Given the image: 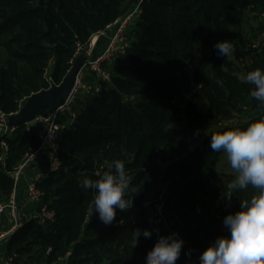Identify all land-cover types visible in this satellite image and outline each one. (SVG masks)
<instances>
[{"label": "trees", "instance_id": "1", "mask_svg": "<svg viewBox=\"0 0 264 264\" xmlns=\"http://www.w3.org/2000/svg\"><path fill=\"white\" fill-rule=\"evenodd\" d=\"M139 1L0 0V112L16 114L31 95L51 82L60 85L75 60V43L88 45ZM141 6L130 48L108 67L111 82L96 79L98 90L81 93L71 111L58 115L59 123L67 117L56 141L61 166L38 184L55 218L24 221L7 239L3 250L15 255L14 264H55L66 256L63 264H145L157 234L173 232L192 261L222 236L214 219L223 205L234 202L238 210L239 201L253 195L249 187L226 197L235 174L219 172L225 154L209 144L214 132L264 115L249 95L252 85L241 79L264 69V41L253 48L264 28L252 22L253 12L264 15V0H143ZM222 40L233 45L227 57L213 48ZM242 115L247 121L238 119ZM212 123L219 125L210 130ZM28 126L0 135L4 202L13 193L19 199L16 171L40 145L39 127ZM116 159L124 162L133 206L117 209L105 225L89 212L92 191L78 181L97 179ZM137 228L152 236L139 237L132 248Z\"/></svg>", "mask_w": 264, "mask_h": 264}, {"label": "clouds", "instance_id": "2", "mask_svg": "<svg viewBox=\"0 0 264 264\" xmlns=\"http://www.w3.org/2000/svg\"><path fill=\"white\" fill-rule=\"evenodd\" d=\"M213 48L218 56L227 57L233 45L229 40H222ZM241 79L252 85L250 97L258 102V107L264 108V69L249 71ZM209 147L213 152L222 151L235 172V177L226 185L227 198L237 190L251 187L254 191L249 198L239 201L238 210L224 216L223 225L228 234L217 236L200 253L198 264H264V115L245 127L214 132ZM78 185L92 191L89 212L98 214L105 225L113 222L117 209L125 211L133 206V199L127 198L129 184L122 160H113L97 179L84 177ZM141 236L151 238L152 231L133 230L132 248ZM183 245L184 240L178 233H158L153 247L146 253L145 264H176ZM185 255L190 253L185 252Z\"/></svg>", "mask_w": 264, "mask_h": 264}, {"label": "built area", "instance_id": "3", "mask_svg": "<svg viewBox=\"0 0 264 264\" xmlns=\"http://www.w3.org/2000/svg\"><path fill=\"white\" fill-rule=\"evenodd\" d=\"M143 0H140L136 3L130 11H128L124 16L117 19L112 25L108 26L107 29L103 32L95 34L89 41V45L96 42L100 37L106 38V46L103 52L97 57L91 58L89 57L85 64L81 67L76 76L75 85L71 91L70 96L64 105L58 108V110L51 112L50 115H39L35 122L37 123L40 129V145L39 147L28 154L25 158L23 165H21L16 171L15 178L16 180L21 179L22 172L25 167L34 164L37 162L43 155L49 156V166L43 175H40L36 178V180L30 182L27 185L26 189V203L28 213L31 215L27 217L26 220L23 219L22 206L20 207L18 200L16 199V193H13L10 199L7 202L0 200V245L5 244L7 239L19 230L24 221L36 219L40 223L51 222L55 218L54 211L50 210L47 205L42 204V199L44 196V192L39 188L38 184L43 180L44 177L49 175L50 173L57 172L60 169L61 163L59 161L58 151L56 141L61 131V124L58 122V115L64 114L66 112L71 111L72 106L75 103L76 98L81 93L90 94L93 90H98V88H94L85 82V78L88 74H93L105 82H111L112 75L108 70V67L111 66L118 58L125 55L131 45V38L129 36L128 30L131 26L135 24L137 20L141 18L142 15V3ZM264 41V33L259 41L254 45L253 48H256ZM76 53L74 59L76 60L78 57L88 52L87 45L84 46L80 42L75 43ZM72 61V66L75 62ZM15 114H6L0 112V135L1 136H10L14 133V129L9 126V121L12 116ZM30 125V124H28ZM199 135H195L198 137ZM2 147L4 153L7 154L9 150L8 145L3 142ZM4 154V156H5ZM4 157L0 158V162H2ZM39 207L37 212H31L32 208ZM235 203L229 202L223 205L221 211L215 216L216 225L222 229L223 234L227 235V231L223 225V218L229 212H234ZM22 215V216H21ZM21 216V217H20ZM170 233H167L168 235ZM210 241L205 249L213 242ZM204 249V250H205ZM51 250L47 251V254ZM201 251H196V256L192 261H188L182 254L180 258L177 260L176 264H198V257ZM67 257V256H66ZM66 257H62L58 262H65ZM15 263V255H9L6 250L1 252L0 254V264H14Z\"/></svg>", "mask_w": 264, "mask_h": 264}, {"label": "water", "instance_id": "4", "mask_svg": "<svg viewBox=\"0 0 264 264\" xmlns=\"http://www.w3.org/2000/svg\"><path fill=\"white\" fill-rule=\"evenodd\" d=\"M89 57V52L78 57L60 85L31 95L20 111L10 118L9 126L16 130L20 126L32 124L43 109L51 108L56 111L64 105L75 85L77 73ZM148 200L146 199L147 203Z\"/></svg>", "mask_w": 264, "mask_h": 264}, {"label": "rangeland", "instance_id": "5", "mask_svg": "<svg viewBox=\"0 0 264 264\" xmlns=\"http://www.w3.org/2000/svg\"><path fill=\"white\" fill-rule=\"evenodd\" d=\"M130 10V9H129ZM252 22L254 23V25H255V27L257 28L258 26H261L262 28H264V15L262 14V13H259V12H253L252 13ZM135 30V28H130L129 29V34L131 35L132 34V36H133V31ZM129 35V36H130ZM260 38H261V36H259ZM260 38H258V41H259V39ZM90 47V45H89V43H88V45H87V50H88V48ZM121 63H122V61H117L115 64H114V66L112 67V68H114V67H116V66H120L121 65ZM124 65V64H123ZM111 71H112V69H111ZM110 72V71H109ZM91 76H93V77H95L94 75H91ZM97 79V77H95L94 79H90V81L92 82L91 84L92 85H94L95 86V84H97V83H94V81ZM97 81H98V79H97ZM92 85H90V86H92ZM52 86H54V84L51 82L50 83V88L52 87ZM49 88V89H50ZM95 88V87H94ZM96 88H97V86H96ZM26 102V100H24L23 102H22V105H21V107H23V105H24V103ZM72 115H75V113L74 112H72ZM66 115H64V116H62V117H60L61 119H59V121H60V123L61 124H64V122H65V119L67 118V117H65ZM246 116H249V115H245V117H244V115H242L241 117L242 118H240V116L238 117V119L239 120H243L244 119V121H247L246 119L248 118H246ZM38 117V116H37ZM38 124L37 123H32V124H30V126H28L30 129H32V128H36V127H38L37 126ZM219 124H214V123H212L210 126V130L211 129H213L214 127H216V126H218ZM209 130V131H210ZM40 134V133H39ZM219 172H225V173H234L235 174V172H234V170L230 167V165L228 164V162H227V159H226V155H223L222 156V158H221V160H220V162H219ZM36 173V172H35ZM34 174H29V172L28 173H26L25 172V175H23L22 174V181L24 180V182L25 183H27V182H32V181H34L33 180V178H32V176H33ZM17 182L19 181V180H16ZM21 181V182H22ZM21 185H22V187H23V182L21 183ZM20 191H21V187H20ZM25 203H26V197H25V199L22 201V202H20V207L22 206V208H20V209H22L23 211H22V213H23V219L25 218V219H27V217H29L31 214L30 213H28V210H26L27 209V206H25ZM22 216V215H21ZM20 216V217H21ZM3 245L4 244H1L0 245V254H1V252H3L4 250H3ZM26 264H32L31 262H28V263H26ZM55 264H63L62 262H58V263H55Z\"/></svg>", "mask_w": 264, "mask_h": 264}, {"label": "crops", "instance_id": "6", "mask_svg": "<svg viewBox=\"0 0 264 264\" xmlns=\"http://www.w3.org/2000/svg\"><path fill=\"white\" fill-rule=\"evenodd\" d=\"M106 42H107L106 38L100 37L99 39L96 40L95 43L91 44L90 47L88 48V52L90 54V57L94 58V57H97L98 55H100L106 46ZM92 87H95V86H92ZM48 166H49V156L43 155L37 162L25 167L22 174L25 175V172L26 173L29 172L30 175L34 174L32 176V178H33V180H36L37 177H39L40 175H43L45 173ZM22 179L23 178L21 177V181H22ZM22 182H23V187L21 185V191L19 190V193H18V195H19V199H17L18 201H20V198L22 201H23V199H25L27 185L30 183V182L25 183L24 180Z\"/></svg>", "mask_w": 264, "mask_h": 264}]
</instances>
